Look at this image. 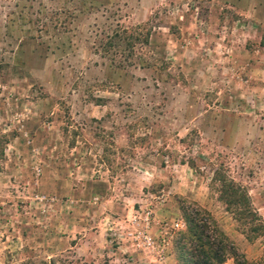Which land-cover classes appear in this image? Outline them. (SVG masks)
Here are the masks:
<instances>
[{"label": "rangeland", "instance_id": "1", "mask_svg": "<svg viewBox=\"0 0 264 264\" xmlns=\"http://www.w3.org/2000/svg\"><path fill=\"white\" fill-rule=\"evenodd\" d=\"M0 152V264H178L192 204L264 264L210 184L264 224V0H0Z\"/></svg>", "mask_w": 264, "mask_h": 264}, {"label": "trees", "instance_id": "2", "mask_svg": "<svg viewBox=\"0 0 264 264\" xmlns=\"http://www.w3.org/2000/svg\"><path fill=\"white\" fill-rule=\"evenodd\" d=\"M190 166L193 167L191 163ZM221 171H213L210 179L218 200L237 222L247 241L264 237V224L252 208L247 193ZM179 211L184 230L176 233L173 242L178 264H223L227 257L233 264H254L238 252L207 211L193 204L180 205Z\"/></svg>", "mask_w": 264, "mask_h": 264}, {"label": "built area", "instance_id": "3", "mask_svg": "<svg viewBox=\"0 0 264 264\" xmlns=\"http://www.w3.org/2000/svg\"><path fill=\"white\" fill-rule=\"evenodd\" d=\"M142 226L143 228L136 233L135 236H133L132 233H127V236L132 237L133 241H136L137 247H140L143 250L147 251H154L156 248H158V245H156L153 241V238L148 232L149 229V213H145L142 220ZM175 229H181L183 227V224L181 222L174 223Z\"/></svg>", "mask_w": 264, "mask_h": 264}]
</instances>
